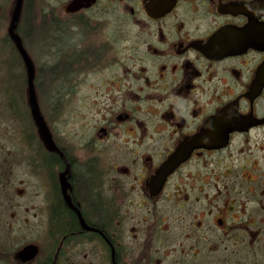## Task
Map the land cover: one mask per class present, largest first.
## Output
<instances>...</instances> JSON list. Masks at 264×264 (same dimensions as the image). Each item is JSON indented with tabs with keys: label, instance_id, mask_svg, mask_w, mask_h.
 <instances>
[{
	"label": "flooded vegetation",
	"instance_id": "af4514ba",
	"mask_svg": "<svg viewBox=\"0 0 264 264\" xmlns=\"http://www.w3.org/2000/svg\"><path fill=\"white\" fill-rule=\"evenodd\" d=\"M15 1L0 4V70L3 43L24 66ZM31 1L15 32L60 153L27 77L0 76V264H264V0H64L41 66ZM51 85L58 136L39 102Z\"/></svg>",
	"mask_w": 264,
	"mask_h": 264
},
{
	"label": "rangeland",
	"instance_id": "374dc122",
	"mask_svg": "<svg viewBox=\"0 0 264 264\" xmlns=\"http://www.w3.org/2000/svg\"><path fill=\"white\" fill-rule=\"evenodd\" d=\"M28 2H29V0H28ZM64 3H65L64 0H34V1L30 2V5H29L30 8H27V5H26V8L24 10L23 19L24 20L26 19L27 23L34 24V26L37 27V29L34 30V34H36L37 37H36V35L34 36L33 39H32V37H28L27 32H25L24 37H25V41H27V43H28V47H30V50L35 55L34 58L36 60V63L39 64L40 66L44 65V64L47 65L45 63V59H46L45 52L47 51V45H44V43H43L44 39L41 38L42 31H39V30H41L40 28H42L43 22L46 20L45 17H47V16H48L47 17L48 20L55 19L54 21H58V22H60L59 20L65 19L64 16L62 15L65 13L63 10V6H64L63 4ZM0 4L4 5L5 0H0ZM98 9H100L99 6L95 7L92 10H89V11L96 12V11H99ZM3 14H4V12H3ZM46 14H47V16H46ZM6 26H7V23H6ZM5 30H6V27L3 30L4 33H5ZM48 34H52L54 36L53 38L51 37V39H50V41L52 40V44L50 43V49H51L50 51L54 52L53 55L51 53L50 57L52 60L50 59V62H49L52 65L53 62H55V60L58 59L57 47H55V46H59V47L61 46L59 43L60 38H58L60 36L59 27L57 29H55V31H54V29H50V32L48 31ZM38 35L40 36V39L38 38ZM30 40L32 42H29ZM54 44H55V46L53 48L52 45H54ZM3 49H4L3 54H2L3 65H2V69L0 70V76H2L3 79L7 80L8 82H15V80L19 82V79L21 80L24 77H26L25 65L23 66L20 64V66L17 67V70L10 69V68H14V67H12L14 65L13 59H16V56H15V54L12 55V52L10 50V46L8 43H6V44L3 43ZM6 66L9 68H6ZM52 69L53 70L50 73L52 81L57 82L58 81V75H59L58 74V67L56 66V67H53ZM13 77H15V78H13ZM18 85H19V83H18ZM19 86H21V85H19ZM25 86H23V88H25ZM56 91H57V87H54L51 85L52 96H51L50 100L49 101L40 100L39 102H40L41 107L43 105L48 110L51 128L53 129L54 134L56 136H58V132H59V128H60L61 110H60V102L53 96V94ZM3 102H5V101L3 100Z\"/></svg>",
	"mask_w": 264,
	"mask_h": 264
},
{
	"label": "water",
	"instance_id": "95a60500",
	"mask_svg": "<svg viewBox=\"0 0 264 264\" xmlns=\"http://www.w3.org/2000/svg\"><path fill=\"white\" fill-rule=\"evenodd\" d=\"M22 1L23 0H16L15 2L14 9L12 11L9 26H8V33L13 39L25 64L30 109H31V113H32L35 125L37 127L39 137L47 148H49L51 151H57L60 153V150L55 144L52 138V134L42 116V113L40 111V108H39V105H38V102L35 96V90H34V84H33L34 75H35L34 64L28 52L26 51L25 47L23 46L20 36L15 32V29L17 27L19 17H20ZM93 1L94 0H86L85 3H82V0H71L66 6V11H75L83 6L90 5Z\"/></svg>",
	"mask_w": 264,
	"mask_h": 264
}]
</instances>
